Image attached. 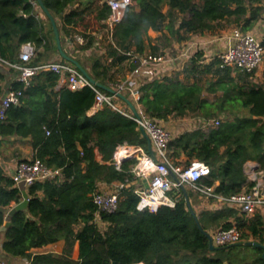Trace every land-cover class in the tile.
Masks as SVG:
<instances>
[{
	"label": "trees",
	"instance_id": "trees-1",
	"mask_svg": "<svg viewBox=\"0 0 264 264\" xmlns=\"http://www.w3.org/2000/svg\"><path fill=\"white\" fill-rule=\"evenodd\" d=\"M33 1L0 0L1 60L19 63L20 48L28 42L43 48L38 60L51 49L58 53L50 22L45 17L47 28L45 20L36 15ZM42 1L58 20L59 32L71 43L75 34L85 38V43L75 48L79 52L93 46L96 38L92 32L105 27L110 13L104 0H82L78 7L73 6L80 0ZM262 3L263 0H134L113 29L114 44H105V55L91 54L86 62L73 56L97 82L113 87L119 80L115 73L123 78L125 64L129 69L135 67L127 52L158 54L173 43L188 41L194 34L213 32L222 22L250 32L263 17ZM150 30L159 35L151 38ZM261 45L264 48V32ZM203 58L202 50H193L183 69L188 75L185 81L164 76L143 84L139 104L157 122L190 112L209 120L223 111H247L246 116L223 120L206 132H183L169 143L174 164L179 165L176 159L180 156L186 158L185 166L194 160L204 162L210 173L199 183L214 186L216 194L228 197L254 184L244 171L247 162H256L258 170L264 172V83H239L244 75H251L220 67L216 57L203 64ZM205 76L210 79H203ZM4 80L0 72V97ZM58 81L59 76L50 71L35 75L27 87L15 80L11 90H21L23 95L0 120V137H31L33 159L61 169L63 174L62 181L47 180L27 188V208L13 214L3 231L2 249L6 254L26 257L29 264H264L261 248L218 246L210 250L207 237L190 212L191 194L187 192L189 209L182 188L169 193L174 206H161L156 212L138 211L137 185L131 171L136 159L126 160L117 168L113 158L116 147L124 143L147 149L138 124L109 105L89 115L95 90L88 86L56 90ZM204 91L221 94L209 102ZM120 101L123 103L117 98L115 103ZM123 111L128 113L127 108ZM100 183L124 184L117 211L101 212V220L108 224L104 232L96 224L97 206L93 203ZM21 199V190L0 167V207L9 208ZM6 218V212L0 211V228ZM198 220L205 232L213 227L236 226L243 241L252 236L263 242L264 221L258 214L249 217L223 205L215 211L199 213ZM61 239L66 243L62 254L30 253L33 248ZM75 242L79 247L77 260L71 257ZM247 251L254 256L248 259Z\"/></svg>",
	"mask_w": 264,
	"mask_h": 264
},
{
	"label": "built area",
	"instance_id": "built-area-1",
	"mask_svg": "<svg viewBox=\"0 0 264 264\" xmlns=\"http://www.w3.org/2000/svg\"><path fill=\"white\" fill-rule=\"evenodd\" d=\"M110 7V13L105 20V27L97 33L98 40L103 38L108 42H113L112 32L114 27L119 24L126 11L133 5L134 0H104ZM96 35V34H95ZM227 39V46L215 57L220 62V67H230L236 72L252 75L260 66L264 57V48L261 45V38L251 32H243L239 28L230 31ZM73 41L77 45L85 43V38L80 34L73 35ZM193 46V45H192ZM190 46L182 47L176 51L175 55L166 52L158 54L137 55L127 52L129 62L135 67L125 73L121 80L111 87L116 92L125 95L135 106L138 116H135L128 109L125 113L123 108L115 103V95L100 91L90 81L70 63L47 62L44 64L31 65V61L36 53V48L32 43H25L19 52V63H9L7 65L17 71V80L22 82L25 87L29 86L32 78L40 72L50 71L59 76L66 82L70 90H79L85 86L95 90L96 95L92 110L94 112L101 109L104 105H109L113 109L133 119L138 127H142L151 140L152 149L155 157L140 146L128 145L127 143L118 145L114 152V161L119 168L120 164L126 160L136 158L135 165L131 168L137 185L135 193L139 200L136 206L138 211L156 212L161 206L172 207L175 201L170 196L172 189L189 186L192 191L205 199H214L223 205L232 207L247 216L254 214L257 210L264 208V172L254 171L250 182L254 184L240 193L225 197L214 192V186H205L199 183L201 177L210 173V168L202 161L194 160L190 165L179 166L174 164L170 156L169 143L173 138L171 133L159 122L148 117L139 104L140 87L150 81L169 76L167 72L175 68L176 61L187 63L193 56L194 48ZM206 64L203 60L200 61ZM168 69L162 72L160 69ZM21 90H9L6 97L1 99L0 120L4 119L7 109L11 105H18ZM219 119L205 120L203 126L206 129L218 127ZM48 133V131H47ZM251 168V167H250ZM252 169H254L252 167ZM253 171V170H252ZM173 173L176 177L171 176ZM146 178L148 187L145 188L142 179ZM11 179L15 185L23 184L25 189L29 186L47 180L62 181L63 174L59 168L46 166L39 159L21 160L17 162ZM124 184L116 183L112 191L98 190L93 194V203L97 206L95 221L100 220L101 212L114 213L118 209L120 190ZM213 244L216 246H227L239 243L242 240L241 232L236 226L228 229L218 228L211 231Z\"/></svg>",
	"mask_w": 264,
	"mask_h": 264
},
{
	"label": "crops",
	"instance_id": "crops-1",
	"mask_svg": "<svg viewBox=\"0 0 264 264\" xmlns=\"http://www.w3.org/2000/svg\"><path fill=\"white\" fill-rule=\"evenodd\" d=\"M81 2H82V0L77 2L73 7H78ZM34 4H35L36 12H37L36 15L39 18H41L42 20H45V15L41 11L40 7L35 2H34ZM96 31L92 32V35L95 36V38H96V41L94 42L93 46L90 49L85 50L83 52H79V50L75 49L76 48L75 43L74 42L71 43L69 40V37L63 35L60 32L61 44H62L63 49L65 50L66 53H68L72 57H74L73 54H76V53H84L85 54V52H88V51L95 56L105 55V53H106L105 44L108 41H107V39L104 38L105 34L102 35L103 38L98 40L97 37L100 33H97L98 31L97 32ZM148 33H149V36L151 38H155L159 35V33L154 32L152 30H150ZM228 35L229 34L223 35L221 37H209L205 33L204 34H194L191 36V38L188 41L182 42L180 44L179 43H173L172 46L179 51L180 48H182V47L193 45L192 47L194 48V51L202 50L204 52V58L202 60L205 62V61L209 60L208 56H210V55L216 56L219 52H221L222 50H224L226 48V46H227V40H226L227 38L226 37H228ZM262 35H263V33H262ZM163 51L166 52L168 50L166 48ZM40 52H43V48L42 47L36 48V53H35L31 62H36V64H44L47 62H60L62 59L60 57L59 53H55L51 49L48 53H46V55L44 57H42L40 60H38V54ZM262 63L263 64L262 65L260 64V66L254 71V73L251 76L247 77L246 75H244V77H245L244 80H239V83H241L242 81L252 82V80L254 82H256L255 84L264 83V76H263L264 62L262 61ZM12 69H13L12 67L7 65L3 60L0 59V72H1V74H3L5 76V80L3 81V94L6 91L11 90L12 83L15 80H17V74L18 73L15 69H13V70ZM160 70L162 72H164L165 70L168 71V69H164V68L160 69ZM236 73H234V75ZM253 76L260 77V79H261L260 83H258L257 80L255 79V77H253ZM65 86H66V82H65L64 78L59 79L58 84L56 86V90L60 89L61 87H65ZM2 95L0 97V103H1ZM118 106L120 108H123V109H125L126 107L128 108V106L125 104V102L122 103L121 101L118 102ZM93 113H94V111L91 108L88 111V114L92 115ZM176 136H178V135H176ZM176 136H173V137H176ZM146 146H147V144H146ZM146 151H147V149H146ZM33 156H34V151H33L32 145H31V137H24V138H19L17 136L0 137V167L3 169L5 174L8 175L9 177H11L12 173L14 172V169L16 167L17 162H19L21 160L33 159ZM114 156H115V154H114ZM114 156H113V158H114ZM97 158H98V160H101L100 155H98ZM256 164L257 163H254L251 161L247 162L245 164V170L244 171L247 174L248 181H251V179L253 178V172L254 171L259 172ZM252 167L254 169H252ZM99 186H101V184H99ZM39 196L41 197L42 194L39 193ZM203 201L204 202L201 205L207 206V210H210V211H215L217 209H220L223 206L222 203H220L214 199L203 200ZM14 205L15 204L13 203L11 205V207ZM9 208H4L5 209L4 211L7 213V210ZM197 214H198V212L196 211V215ZM255 214L260 215L264 221V208L257 210L255 212ZM253 215L254 214L249 215V217H252ZM96 224H97V226L101 232H104L108 227V224L106 222L102 221L101 219L98 220L96 222ZM210 232H211V230H208V233H210ZM3 240H4V232L2 231L0 234V264H29V259L26 257H13L11 255L6 254L2 249ZM247 241H256V242L264 245V234H263V242H261L257 239L254 240L252 236L249 237V239ZM65 246H66L65 241L63 239H61V240H58L54 243L44 245L42 247L33 248L30 251V253H32V254L53 253V254L59 255V254H62L64 252ZM262 253H263V251H262ZM252 256H254L253 252L247 253L248 259ZM261 256H262V254H261ZM71 257L74 260H77L79 257L78 242L74 243L73 250L71 253ZM174 259H176V258H174ZM141 264H143V263H141Z\"/></svg>",
	"mask_w": 264,
	"mask_h": 264
},
{
	"label": "rangeland",
	"instance_id": "rangeland-1",
	"mask_svg": "<svg viewBox=\"0 0 264 264\" xmlns=\"http://www.w3.org/2000/svg\"><path fill=\"white\" fill-rule=\"evenodd\" d=\"M262 4L264 5V0H263ZM45 23H46V26L48 28V24H47L46 20H45ZM221 25H222V27H221ZM234 28H239V26H236L235 24L228 23V22H222L216 26V29L213 32H206L205 34L209 37H221L223 35L229 34L230 31ZM250 32L257 35L258 37L262 36V33L264 32V14H263L262 19L254 26V28L252 30H250ZM75 46H77V44H75ZM167 50H168L167 53L169 55H175V53L177 51V49L174 48L173 46L167 47ZM83 54L84 53H76L75 56L77 58H79L81 61L86 62L92 53H90L88 51V52H85L84 55ZM214 57H215L214 55L208 56L209 60L205 61V63H210L214 59ZM263 62H264V57H263ZM65 63H67V62L65 61ZM186 64L187 63H185L181 60L176 61L175 62V68L174 69L171 68L170 71L167 72V74H170L169 75L170 77L175 76L179 80L185 81L186 80L185 78L188 75L186 74L185 71H182V70L184 69ZM262 64L263 63H261V65ZM114 69H116V68H114ZM123 71H124V74L127 73L128 71H130L128 65L125 64V66H123ZM165 71H167V70H165ZM115 77H117V79L121 80L119 73H115ZM253 77H255V76H253ZM203 79H210V76H205V77H203ZM255 79L257 80L258 83H260V81H261L260 77H255ZM252 83H256V82H254L252 80ZM203 94H204V97H206V99L209 102H213L214 100H216L217 96L221 93L220 92L211 93L208 91H204ZM246 115H247V111L245 109H239V110H233L232 112L231 111H223L222 113L216 114L212 118L219 119L221 122L223 120L233 119L236 116H246ZM212 118H209V119H212ZM205 119H207V118L200 115V114H197L195 112H190V113H188L182 117H176V116L172 117L171 116L168 118L167 121L159 122V124L162 125L165 129H167L171 133V136L173 137V136L179 135L183 132L193 131L196 129H201L202 131L206 132L208 129H206L203 126ZM134 159H136V158H134ZM176 160L179 163V166H185L186 158L184 156H180ZM254 163H256V162H254ZM100 184H101V186L98 187L100 191H112L115 189L116 183H112V184L100 183ZM185 189L187 192H189L191 194L190 195V203H191L192 209L195 211V213H196V211L198 212V214L203 212V211H210V210H207V206H205V205L202 206L201 204L204 202L203 200H211V199H205L204 197H200L199 194L192 191L188 185L185 186ZM198 214H197V217H198ZM216 229H218V227H213L211 230H216Z\"/></svg>",
	"mask_w": 264,
	"mask_h": 264
},
{
	"label": "water",
	"instance_id": "water-1",
	"mask_svg": "<svg viewBox=\"0 0 264 264\" xmlns=\"http://www.w3.org/2000/svg\"><path fill=\"white\" fill-rule=\"evenodd\" d=\"M35 3L40 7L41 11L44 13V15L47 17V19L50 22V25L52 27V31L54 34V38H55V43H56V47H57V51L60 55V57L65 60L66 62L72 64L73 66H75L77 68L78 71H80L89 81L90 83H92L95 87L104 90L105 92L115 95L117 98L121 99L123 102H125V104L129 107V109L132 111V113L135 116H138L137 110L135 108V106L133 105V103L123 94L116 92L114 89H112L111 87H107L99 82H97L93 77H91V75L88 73V71L86 69L83 68V66L72 56H70L68 53L65 52V50L62 47L61 44V38H60V32L57 26L58 20L51 14V12L47 9V7L44 5L42 0H35ZM8 91H6L3 95H2V99L6 97ZM142 137L146 140L147 143V151L153 156L155 157L154 151L152 149V144H151V140L148 137V135L146 134L145 130L140 127L139 128ZM257 168H259L258 164ZM244 170H245V166H244ZM171 176L176 179L175 175L173 173H171ZM142 182L144 184V187L147 188L148 187V181L146 178L142 179ZM19 189L21 190V195H22V199L19 203L15 204L14 206L10 207L7 210V218L5 223L3 224V226L0 228V231H5L6 228L10 225V217L15 214L18 211H22L25 210L28 206V202H29V196L27 194V190L25 189L23 184H19L18 185ZM184 195H185V201L187 202V205L189 207V209H191V205L189 203V199L187 197V191L184 187H182ZM5 209L3 207H0V211H4ZM191 214L195 217L196 222L198 224V226L200 227L201 231L204 232L205 236L208 239V245H209V249L210 250H214L217 249L219 247L215 246L213 244L212 241V237L210 236V234L208 232H205L202 228L201 225L199 224V220L198 217L195 213L194 210H190ZM230 246H247V247H257V248H261L263 253H262V258L264 259V245L256 242V241H242L239 243H234V244H230L227 245V247ZM225 247V246H224ZM221 247V248H224ZM224 264H228L227 262H225Z\"/></svg>",
	"mask_w": 264,
	"mask_h": 264
},
{
	"label": "clouds",
	"instance_id": "clouds-1",
	"mask_svg": "<svg viewBox=\"0 0 264 264\" xmlns=\"http://www.w3.org/2000/svg\"><path fill=\"white\" fill-rule=\"evenodd\" d=\"M68 63V62H67ZM242 242V241H241ZM216 246V245H215ZM218 247V246H217Z\"/></svg>",
	"mask_w": 264,
	"mask_h": 264
}]
</instances>
